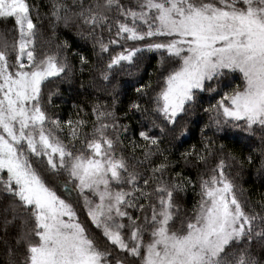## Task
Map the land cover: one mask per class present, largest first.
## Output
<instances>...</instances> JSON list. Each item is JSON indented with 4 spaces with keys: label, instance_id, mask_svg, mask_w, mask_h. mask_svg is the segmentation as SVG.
Instances as JSON below:
<instances>
[{
    "label": "snow or ice",
    "instance_id": "1",
    "mask_svg": "<svg viewBox=\"0 0 264 264\" xmlns=\"http://www.w3.org/2000/svg\"><path fill=\"white\" fill-rule=\"evenodd\" d=\"M45 15L47 39L39 5L0 0L13 23L0 32L4 264H264V198L242 199L238 183L245 162L264 176V0H48ZM60 25L91 44L72 58L107 94L66 120L45 99L76 72L73 46L54 43ZM146 54L156 79L131 81L118 115L127 82L113 81ZM197 110L200 139L173 160ZM229 130L246 157L216 142Z\"/></svg>",
    "mask_w": 264,
    "mask_h": 264
},
{
    "label": "trees",
    "instance_id": "2",
    "mask_svg": "<svg viewBox=\"0 0 264 264\" xmlns=\"http://www.w3.org/2000/svg\"><path fill=\"white\" fill-rule=\"evenodd\" d=\"M29 3L39 5L40 7V16L41 19L36 21L40 26V30L44 33V39L51 37L53 35L52 29L50 28V21L46 17L45 13L47 12V3L48 0H28ZM35 15V13H34ZM13 27V23L11 21L4 22L0 21V32H4L6 30H11ZM58 40H54V43L62 42L67 40L70 45H72V50L68 53L70 58V63L76 65V72L72 76L70 80L65 81H54L49 84L45 89V99L47 98V93L53 92L55 95L52 98V107L50 108V112L53 114H58L62 119H68L69 114L74 116L73 104H90L96 95L100 96L101 101L105 100L107 96L106 93L98 92L97 89H94L90 85L91 76L88 74L87 70L82 75L79 72V64L78 59L72 58V52L74 51H86L89 56H91V44H85V42L76 35L75 29H66L63 25H60L56 34ZM11 38V36L9 37ZM159 57L156 54H146L143 61L140 63L139 67L133 69L136 73L135 76L129 77L125 75H121L117 78V80L113 81V84H118L122 82L123 87L121 89L122 95L120 97V104L118 107L121 111H118V115L122 114V110L126 108L129 97L132 95L133 87L131 86V81L136 79H140L141 82H147L149 79L155 81L156 79V69L158 66ZM151 74V76H150ZM83 83L84 87H81ZM238 83V81H233V84ZM203 100H207V96L203 97ZM110 102V101H109ZM206 107L207 104L204 103ZM139 119V116L133 117L131 120H125L124 123L132 124L133 127H136V120ZM207 115H205L201 110H197L194 113H191L189 117L186 118L187 127L189 129L188 135L183 137V143L179 144V146L174 150V154H172L171 158L173 160H177L179 157V153L184 149L190 147L192 144H195L200 139V128L204 123L207 122ZM211 135V133H207ZM216 142L224 143L227 146V149L232 151L238 157L243 156L246 157L249 154V149L243 147V145L239 141V134L232 132L231 130L226 133L220 134L217 137ZM257 144L253 145V147H257ZM259 161L257 160L256 165H249L246 162L243 164V169L241 172V176L239 178V185L245 190L244 196L242 199H250V201L255 204L264 198V176L257 173ZM181 167L183 166V162H180ZM176 171H180V167L176 168ZM192 175L193 179H195L194 171H185V175ZM182 200L181 205L184 208H187L189 211L191 210L193 204L198 199L196 196V191L189 188L186 194H181ZM258 210V209H257ZM259 249L257 248V252ZM4 253L3 250L0 249V264H4Z\"/></svg>",
    "mask_w": 264,
    "mask_h": 264
}]
</instances>
